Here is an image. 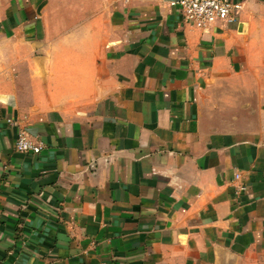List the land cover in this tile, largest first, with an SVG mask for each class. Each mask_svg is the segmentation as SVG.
Wrapping results in <instances>:
<instances>
[{
  "label": "crops",
  "instance_id": "1",
  "mask_svg": "<svg viewBox=\"0 0 264 264\" xmlns=\"http://www.w3.org/2000/svg\"><path fill=\"white\" fill-rule=\"evenodd\" d=\"M240 1L201 30L171 0H0V264H264V0Z\"/></svg>",
  "mask_w": 264,
  "mask_h": 264
},
{
  "label": "built area",
  "instance_id": "2",
  "mask_svg": "<svg viewBox=\"0 0 264 264\" xmlns=\"http://www.w3.org/2000/svg\"><path fill=\"white\" fill-rule=\"evenodd\" d=\"M170 4L178 7L185 23L201 30H207L219 22L233 21L243 9L240 0H171ZM15 149L25 153H39L42 142L26 130H20L15 140ZM240 177V173H236L234 178L238 180ZM242 190H245L242 183L235 187L236 193ZM100 264L111 263L103 261Z\"/></svg>",
  "mask_w": 264,
  "mask_h": 264
}]
</instances>
